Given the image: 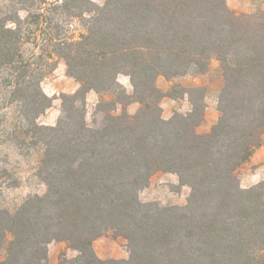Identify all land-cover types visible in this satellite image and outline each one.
Here are the masks:
<instances>
[{
    "label": "trees",
    "instance_id": "trees-1",
    "mask_svg": "<svg viewBox=\"0 0 264 264\" xmlns=\"http://www.w3.org/2000/svg\"><path fill=\"white\" fill-rule=\"evenodd\" d=\"M65 5L90 16L86 32L58 53L79 88L61 95L54 126L35 123L51 106L39 87L17 83L10 93L43 145L36 175L45 192L12 213L0 209V264H47L53 241L77 253L58 264H264V181L241 188L235 173L264 146V10L237 14L226 0ZM17 37L0 24V68L22 78ZM212 60L222 74L219 115L199 133L205 88L163 92L156 79L204 74ZM119 75L129 78L130 94ZM90 91L111 98L96 103L88 124ZM180 92L190 109L164 119L160 101ZM132 103L138 108L128 114ZM158 172L189 188L184 206L140 201ZM108 231L127 240V259L96 255L93 242Z\"/></svg>",
    "mask_w": 264,
    "mask_h": 264
},
{
    "label": "rangeland",
    "instance_id": "rangeland-1",
    "mask_svg": "<svg viewBox=\"0 0 264 264\" xmlns=\"http://www.w3.org/2000/svg\"><path fill=\"white\" fill-rule=\"evenodd\" d=\"M102 6L104 0H91ZM67 0H0V24L17 32V49L21 62L16 67L26 66L28 74L19 78V72L0 68V209L14 212L27 198L42 195L45 185L37 177V167L42 156L43 145L32 135L31 124L21 116V106L11 101V91L17 83L31 89L39 87L51 98V106L40 114L35 123L40 126H54L62 114L61 95L72 94L79 83L66 73L65 61L59 56L62 43L76 41L86 31L89 14L77 17L75 9H67ZM229 9L237 14H254L264 10V0H226ZM118 83L127 93L132 92L129 78L119 75ZM200 85L206 91L204 121L198 126L199 133L208 132L217 121V95L222 84V74L216 60L210 62L209 70L197 74L193 70L173 79L158 77L156 85L163 91L178 87ZM67 91H72L71 93ZM183 91V90H181ZM111 98V93L86 94V121L91 124V115L96 103ZM162 117L168 119L174 112L185 113L190 109L187 97H164L160 101ZM137 103L125 106L128 114H134ZM122 108L117 107L116 113ZM31 130V131H30ZM236 176L241 188H248L264 181V146L256 148L248 162L240 165ZM189 188L178 185L171 173L154 174L146 188L139 192L142 202H156L161 206H184ZM95 252L102 259H127V240L108 231L94 241ZM47 264H58L61 258H74L77 253L68 249L63 242H51L48 247ZM0 251V259L3 257Z\"/></svg>",
    "mask_w": 264,
    "mask_h": 264
},
{
    "label": "crops",
    "instance_id": "crops-1",
    "mask_svg": "<svg viewBox=\"0 0 264 264\" xmlns=\"http://www.w3.org/2000/svg\"><path fill=\"white\" fill-rule=\"evenodd\" d=\"M194 86H200V85H194ZM67 92H69V93H71L72 91H67ZM186 97V96H185ZM206 102V101H205ZM206 108H207V105H206ZM206 110V109H205ZM93 249H94V251H95V246H94V242H93ZM96 253V252H95ZM97 255V254H96ZM98 256V255H97ZM100 259H102V258H104V256H102V257H99Z\"/></svg>",
    "mask_w": 264,
    "mask_h": 264
}]
</instances>
